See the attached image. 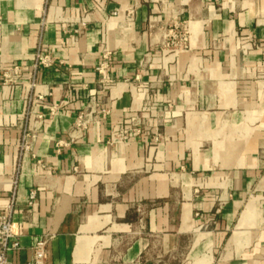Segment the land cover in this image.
I'll return each instance as SVG.
<instances>
[{"label": "crops", "instance_id": "crops-1", "mask_svg": "<svg viewBox=\"0 0 264 264\" xmlns=\"http://www.w3.org/2000/svg\"><path fill=\"white\" fill-rule=\"evenodd\" d=\"M12 192L13 264L43 235L45 264H264V0H0V210Z\"/></svg>", "mask_w": 264, "mask_h": 264}, {"label": "built area", "instance_id": "built-area-1", "mask_svg": "<svg viewBox=\"0 0 264 264\" xmlns=\"http://www.w3.org/2000/svg\"><path fill=\"white\" fill-rule=\"evenodd\" d=\"M130 13V12H129ZM115 15V14H114ZM76 34H80V31H76ZM183 34L175 35L171 34L170 38L164 42V47H175L180 42H184ZM35 61L37 66L49 67V60L46 56H42L39 51L35 54ZM106 69V63H101L96 71L98 75L101 76L98 83L101 86L100 93L101 97L105 95L106 87L102 76ZM39 99V97H38ZM35 101L31 100L30 103L33 104ZM108 104H102L97 98H90L85 108L77 115L74 122V131L81 132L85 130L91 122L97 119L100 115L107 114ZM139 122L133 121L128 126L119 127L115 130L111 136V141H128L131 137L138 133L137 125ZM27 136H23L21 142V149L26 150ZM15 184V182L13 183ZM35 192L30 191L28 194V200L26 203L25 214L29 216L32 213V207L34 204ZM13 203H14V192H12L10 202L0 210V264H13L9 260V256L20 250L19 236L20 234L14 228L12 224V214H13ZM25 226V223L22 225ZM22 227V228H23ZM48 235L40 236L36 238L30 247L31 257L27 264H45V248L47 245Z\"/></svg>", "mask_w": 264, "mask_h": 264}]
</instances>
